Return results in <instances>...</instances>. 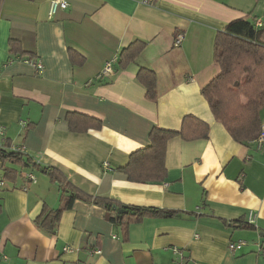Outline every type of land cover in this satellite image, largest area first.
<instances>
[{"label": "crops", "instance_id": "0c3cea01", "mask_svg": "<svg viewBox=\"0 0 264 264\" xmlns=\"http://www.w3.org/2000/svg\"><path fill=\"white\" fill-rule=\"evenodd\" d=\"M51 1L0 3V145L22 147L37 165L0 158V264H264V149L235 141L201 93L220 71L216 33L240 18L264 22V0H62L67 9L49 14ZM134 43L142 51L121 67ZM141 70L155 75L154 99ZM187 115L208 125L207 138H170L162 180L128 181L119 168L130 155ZM260 116L264 124V107ZM45 168L118 208L149 211L118 217L75 200L46 234L37 220L65 199Z\"/></svg>", "mask_w": 264, "mask_h": 264}, {"label": "trees", "instance_id": "16d2710c", "mask_svg": "<svg viewBox=\"0 0 264 264\" xmlns=\"http://www.w3.org/2000/svg\"><path fill=\"white\" fill-rule=\"evenodd\" d=\"M254 22L255 20L240 18L225 24L216 33L213 59L220 71L201 90L214 118L239 143L255 140L262 124L260 112L264 107V42L261 40V36L264 33V22L261 28H256ZM143 47L142 43H134L122 49L119 53V65L122 67L132 61ZM70 57L72 60L78 59L79 63L83 62V59L73 51L70 52ZM138 76L143 81L147 97L154 99L156 96L154 73L141 70ZM240 78L243 83L238 82ZM236 92L246 98L244 104L241 105L238 102L236 104ZM247 123L249 124L247 125ZM207 133L208 125L191 115L183 118L179 131L154 129L150 134L151 144L149 147L132 153L128 163L119 168V171L131 182L160 181L164 173L163 158L167 141L175 136L190 140L206 139ZM0 158L9 159L11 163L19 164L22 167L37 166L29 154L16 148L7 152L0 147ZM4 171L5 174L9 172L7 169ZM43 171L51 174L52 179L63 189V198L65 199L63 207L48 214L43 213L37 220L38 228L46 234L55 233L61 213L70 209L75 200L101 205L107 209L116 206L107 199L89 196L77 190L53 169L45 168ZM11 174H15V170ZM1 178L3 181H7L4 176ZM124 208L137 213L138 218L149 211V209L143 208ZM117 209L120 208L117 207ZM160 212L164 216L173 215L171 212Z\"/></svg>", "mask_w": 264, "mask_h": 264}, {"label": "built area", "instance_id": "2783aa9c", "mask_svg": "<svg viewBox=\"0 0 264 264\" xmlns=\"http://www.w3.org/2000/svg\"><path fill=\"white\" fill-rule=\"evenodd\" d=\"M152 1L153 0H143L142 3L150 4V2H152ZM67 7H68V5H67V3L65 1L52 0L50 2L49 14H53L56 11V9H58V8L62 9V10H65V9H67ZM254 25H255L256 28H261L262 25H263V21L262 20H255ZM182 40H183V35L182 34H178L175 37L174 46L177 47L181 43ZM27 62L32 64L37 70H41L42 69V64L40 63V61L27 60ZM111 69H112L111 68V63L108 62V63L105 64L102 72L103 73H111ZM21 125L24 126V123L21 122ZM253 142H254V144L256 146V149H258V150L264 149V124L263 123L260 126V131H259V134H258L257 138ZM0 147H1V145H0ZM16 149L20 150V151H24V149L22 147H16ZM23 178L26 181L30 182V183H34L35 182V177L31 173L23 174ZM4 187H5V182L0 177V189L4 188ZM24 190H26L25 187H24ZM248 224L249 225H253L254 224V216L253 215L249 216ZM245 246H247V242L240 241V242H238L236 244H233V243L228 244L227 249H228L229 252H235V251L241 250ZM70 248L71 247H67L66 249H70ZM172 250H173L174 253L178 252L177 249H175V248H173ZM89 253L91 255L92 254H100L101 251H100V249H95V250H91Z\"/></svg>", "mask_w": 264, "mask_h": 264}, {"label": "water", "instance_id": "95a60500", "mask_svg": "<svg viewBox=\"0 0 264 264\" xmlns=\"http://www.w3.org/2000/svg\"><path fill=\"white\" fill-rule=\"evenodd\" d=\"M109 210H113V211H116L117 213V216L118 217H121L123 214H127V213H130V214H135V212H129L127 209H125L124 207L120 208V209H117L116 206H111V207H108Z\"/></svg>", "mask_w": 264, "mask_h": 264}, {"label": "rangeland", "instance_id": "374dc122", "mask_svg": "<svg viewBox=\"0 0 264 264\" xmlns=\"http://www.w3.org/2000/svg\"><path fill=\"white\" fill-rule=\"evenodd\" d=\"M232 81H233V79H231ZM234 82V81H233ZM238 82L239 83H243L242 82V80H241V78L240 79H238ZM238 90V89H237ZM239 94H241V93H239V92H236V104H237V102L239 103V104H244L245 103V101H246V98L244 97V96H241V95H239ZM234 103H233V107H234ZM239 107V106H238ZM249 123H247V125H248Z\"/></svg>", "mask_w": 264, "mask_h": 264}]
</instances>
